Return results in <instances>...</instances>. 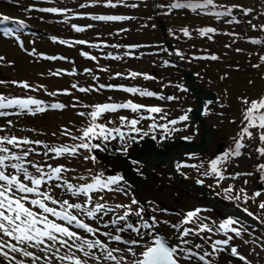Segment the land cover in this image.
Returning <instances> with one entry per match:
<instances>
[{"label":"snow or ice","instance_id":"6c2138e0","mask_svg":"<svg viewBox=\"0 0 264 264\" xmlns=\"http://www.w3.org/2000/svg\"><path fill=\"white\" fill-rule=\"evenodd\" d=\"M110 6L115 7L111 3V0H108ZM210 6H214V0H203L202 3H182L180 0H176L175 3L171 4L173 9H187L190 8L193 11L197 9H207ZM41 11L57 13L62 10L57 8H47L41 9ZM216 17L230 16L231 10L226 9L224 11H216L213 13ZM94 20L98 21H117L128 19L127 17L121 16H95L92 17ZM0 19L4 21L9 20V17L4 16ZM20 27H24L23 21L18 22ZM90 27V26H89ZM256 26L253 25V28ZM75 31H83L84 29L73 25ZM261 30H264V25L261 26ZM184 36H190L191 33L188 28L181 29ZM201 36H207L209 33H215L217 30L212 27L200 28L197 29ZM5 34L10 35L11 30ZM211 39V37H208ZM53 40L56 38L53 37ZM253 43H260V41H252ZM60 43H68L67 41H60ZM77 44H86L87 41H75ZM91 47H99V45H90ZM112 47H118L117 45H112ZM129 48H136L137 46L131 45ZM240 51V49H237ZM33 54H35L33 52ZM177 56L184 58L180 52L175 53ZM81 55L87 57L91 60H96L95 56H90L87 52H82ZM112 59H121L120 56H112L109 54ZM125 55H129L128 52ZM45 59L56 60V59H65L64 57H55V56H46ZM197 59H219L216 55H211L210 57H196ZM261 61H264V56L260 57ZM4 60V57H0V61ZM260 65H253V67H259ZM90 71V70H86ZM69 74H74L69 73ZM53 75H59V72L53 73ZM117 76L121 75L120 73L116 74ZM141 75L140 73L132 72L130 76L135 78ZM145 79H153V77L145 75ZM2 83V82H0ZM12 83L17 84L19 87L24 89H30L31 86L27 82H16ZM72 88H78L76 84L71 86ZM105 87H116L112 85H99L97 89H91L98 91ZM122 87V90L127 93L138 94L141 97H154L158 96L157 93L148 91L146 89H140L138 87ZM181 90L187 91L186 88L177 85ZM34 90V89H33ZM80 92H88L89 88L80 87L78 88ZM64 94H70L66 90ZM51 96L57 95L56 92L49 93ZM159 99H165L163 96H158ZM166 99L174 100L177 97L169 96ZM242 102L247 105L243 112V127L239 133V139L236 140L234 149L225 151L223 154L217 156L215 159L211 160L209 166V172L215 174L219 179H224L219 165L228 162L232 157H239L241 149L245 147L243 140L245 138H252L253 132L250 129H259V140L261 143H264V97H261L259 100L249 101L247 98H242ZM67 105L63 103H51L46 104L45 101L36 99L33 97L27 98H8L3 95H0V117H6L10 115H19L22 113H28L35 115L37 113H43L49 109L52 110H63ZM72 107H76V104H73ZM84 107H90L92 110L90 112H78V115L81 117L87 116L89 118V125L85 128L80 129L81 135L71 136V139L74 141H79L78 143L72 145H60L52 146L46 144L42 141L30 140L28 138H19L15 135H5L0 136V257H3L7 264H25L24 260L17 259L16 255L19 254L22 257L31 258L33 264H36L37 261L41 259L40 255H37L33 251H29L30 248L38 249L41 253L52 252L55 248V252L52 253L53 257L60 261L67 260L69 264H88L89 259L94 260L97 264H104V262H111V264H124L125 257L120 254L122 252H129L134 260L132 264H181V261L188 262V264H194L195 261L202 262V264H212V261L208 259L209 256L214 253L224 251V248L220 246H228L229 241L233 239L232 236H227V239L224 240H215L212 245V252L208 251H196L195 249H203L204 245L202 244H192V241L186 239L189 236H199L201 232H211L212 229L207 224H201L197 229L192 228H183L180 230V225H172L174 229L179 233L177 236V243L172 245L168 240L162 237L160 234L156 233L155 228L157 222L155 217H152V223H149L148 220H145L143 217L144 208L139 207L134 213L131 209V205H117V208L125 207L128 210L125 211L124 215L118 216L115 219L111 220L110 224L115 230L101 232L99 228H94L88 223H85L82 219L79 218V214L90 219H97L99 216L102 220L104 215H107L109 212L114 211V209L108 207L106 204H95L91 203L90 193L94 191H121L125 189L121 185V182L124 180L122 175H114L104 177L103 173L92 177V182L84 185H73L70 182L63 179L62 173L69 171L63 165L53 167L51 164H46L44 162L34 161L29 159L30 155L40 153L36 151L35 148L31 147L32 145L42 146L44 149L43 155L45 157L53 158L49 154H53L55 158H59L64 155L77 156L80 154V150H85L89 153L88 156L84 158L91 159L96 161V156L93 154L94 150L105 151L108 148V142L119 137V140L122 144V150L125 154L127 153L128 148L131 146V142L136 141L135 136L128 135L127 140L129 143L124 144L126 139V134L121 130V128H108L105 124L97 123L100 117L106 113L116 112L120 109H130L132 113H142L147 112L149 116L140 115L139 119L133 118L129 120L127 117L121 116V124L129 127L132 132L137 134L141 133V129L137 127L141 120L152 119L154 122L149 126L151 129H156L160 127L165 130L167 135L170 131H178L179 129H169L168 124L176 125L183 121H188L190 119L188 110L184 115H181L178 119H173L168 121L166 124L157 125L155 123L156 117L151 114H160L164 112V109L158 106H146L138 103H134L129 100L124 103H104L96 105H84ZM19 109L18 112H8L4 109ZM207 110V109H206ZM161 119H167V114L165 113L160 117ZM108 123H113L109 121ZM8 125H12V121H8ZM0 131H4L3 128H0ZM115 133L116 135H113ZM64 135H70L68 129H64ZM148 133L144 132L140 138L147 136ZM153 140L156 137L153 135L151 137ZM186 140H190L191 137H184ZM94 140H99L100 143H93ZM257 152L260 155H264V148H257ZM133 164L139 163L138 161H132ZM188 166V165H178ZM203 165H200L202 167ZM34 169L35 171H30ZM259 168L264 170V165H260ZM209 172H205L204 175H208ZM240 174H237V176ZM250 175V174H247ZM264 179V177H262ZM57 182L55 187H63L65 190L70 193L72 196H78L83 194L87 199L84 203H71L69 200H57L53 197L48 189L52 186V182ZM62 181V183H60ZM197 183L202 184L203 181L198 180ZM45 190H41V189ZM230 193L231 188L225 190ZM241 193H244V190L241 189ZM261 195L260 191L254 193V197H259ZM229 199H241V196L237 195L236 197H226ZM244 199L247 200L248 197L244 194ZM53 206H49V203ZM132 204L137 205L139 201L135 198L132 200ZM58 206V207H56ZM259 207L264 209V202H261ZM247 212V209L244 210ZM200 209L195 211H189L186 214L184 220L181 224L192 223L195 220H199ZM131 215L140 217V222L138 225H134L131 222H128V218ZM249 216L253 214L248 212ZM53 217L55 219H51ZM60 221V222H57ZM124 221L125 225L117 227V225ZM62 222V223H61ZM237 219L229 217L219 224V229H222L227 235L229 231L235 233L237 236L240 235V231L236 228H230L231 225L237 223ZM105 228L109 227V224H104ZM74 229L83 230V232L91 234L96 237L94 239H87L84 236H81ZM142 229L144 231H142ZM129 230L131 233H135L137 238L125 239L120 233H128ZM99 235H102L106 240H101ZM9 238L5 240L4 238ZM201 239H204L201 237ZM14 241L15 243H12ZM71 241V243H70ZM79 241V243H77ZM110 242H116L118 244H123L128 247L121 249L119 247L112 248L109 246ZM59 245L61 248H67L69 253L64 255H58L60 248L56 246ZM191 245V247H189ZM132 246H139L142 250L137 253L135 248ZM75 248L76 251L82 253L83 257L86 259H81L80 256H77L75 252L71 250ZM96 251H99L100 255L96 254ZM231 255L239 256L236 247H231ZM45 260L47 264H51V259L45 255ZM239 259L244 260L245 257L239 256Z\"/></svg>","mask_w":264,"mask_h":264},{"label":"rangeland","instance_id":"374dc122","mask_svg":"<svg viewBox=\"0 0 264 264\" xmlns=\"http://www.w3.org/2000/svg\"><path fill=\"white\" fill-rule=\"evenodd\" d=\"M32 0H25L24 2H4L0 0V13L2 16H20L26 18L28 23L31 25L29 29H27L25 35H8V37H4L0 35V57H4V60L0 61V95H3L8 98H27L33 97L36 99H40L45 101V103H50L52 101H80L81 103L86 102L88 99V95L86 92H80L78 88L84 87L91 89H97L94 82L91 80L92 74H69L72 73V65L70 63H63L58 60L49 61L48 59L44 60L41 59L43 52L49 53H66L73 57V64L78 66V69L82 66H89L92 68V73L97 75V79L100 81H106L109 79L115 80H130L132 79L128 72L131 68H137L135 64L132 66H121L116 62H111L109 60L104 59V54H108V49H116L110 47H88L84 44H73L74 42L68 43H56V41L51 42V39L48 37V34L55 33L62 37H69V36H79L74 40H82L83 37L92 36V37H102L107 39L110 43H118L121 42L122 38H126V42H134V41H144V40H152L158 41L159 39L153 37L151 34L157 31V22L153 19V15L160 16L166 18L165 15L169 9H165L162 7H156L155 12L146 5V7H139L136 10L132 9H124V8H116V9H97V8H85V7H69L63 5L71 4L70 1L57 0L52 3L44 2L48 4H52L55 6H61L66 8V13L64 14H45L43 18H41V14L37 12H32L30 9L27 8V3ZM244 1L239 6H236V16L235 19H239V23H234V18L231 20L232 16L229 18H225L226 20L223 21H215V20H207V17L202 16L200 12H189L186 9H180L175 14L176 18L171 20L166 27V32L171 37V41L174 43V47H181L190 48L193 50H198V46L201 45L203 40H198L197 29L201 26L207 28L209 24H213V26L217 27L216 32L218 29L221 31V43L216 45L218 49H223L225 51L227 48V43L229 44V49L236 53V55L228 57V55L224 54V52H220V61L217 63H211V66L217 67L220 73L227 71L229 73L228 77H224V81L226 82H233L237 77L238 78H246L248 73L250 77L251 84L254 88L262 90L264 87V72L262 73L263 76L260 77L259 71L264 69V62H262L259 56L256 54L258 53V46L251 45L247 41H244L243 38L235 39L230 34H225L231 31L243 33V35H253L259 34L261 30V26L264 23V18L261 13L262 9H264V0H242ZM40 4L41 2H36ZM10 6V8H6L5 5ZM250 8L248 13H245L246 8ZM18 11V13H13L12 10ZM116 11V12H130L131 16H138L136 19H125L122 22H114V21H98L94 20L92 17H77L73 14L76 12H85V11ZM170 14L175 12L174 10L169 11ZM127 13V14H128ZM155 18V17H154ZM206 19V20H205ZM133 20V21H132ZM141 20V21H139ZM137 21V22H136ZM145 23V24H144ZM209 23V24H208ZM233 23V24H232ZM73 25L83 28V31L76 32L73 28ZM253 25L256 27L253 28ZM90 26V27H89ZM188 28L190 32L195 34L193 39H188L186 36L183 35L181 29ZM227 31H226V30ZM224 32V33H222ZM38 34L36 39H32L35 35ZM167 34V35H168ZM225 34V35H223ZM91 37V38H92ZM21 38L22 41L26 44L27 49L31 47H35L36 52L33 51L35 54L28 55L27 50H21L17 46V40ZM33 40V41H32ZM205 45V44H204ZM214 46V47H216ZM263 47V45H262ZM240 49V51H237ZM264 51V49H261ZM83 52H90L92 55L95 56L96 60L88 59L87 57L81 55ZM40 52V53H39ZM42 52V53H41ZM226 52H228L226 50ZM113 54V53H110ZM227 57V58H226ZM149 64L147 67L148 69L156 68L157 73L160 75L163 71L166 73H171V69L168 68H161L162 62L156 61L154 62V58L150 57L146 60ZM132 63L134 61L132 60ZM229 63L230 65L236 64L234 66L238 71H236V76L232 75V72L229 71L225 66V64ZM253 65H260L259 67H253ZM252 66V67H251ZM223 67V68H222ZM254 68V69H252ZM252 69V70H251ZM206 72H210V66L206 67ZM123 71V72H120ZM59 72V75H53V73ZM120 73L121 75L117 76L116 74ZM164 73V74H166ZM123 74V75H122ZM13 81L16 82H27L31 88L24 89L19 87L17 84L12 83ZM76 84L78 88H72L71 86ZM230 86V84H227ZM34 89V90H33ZM65 90L70 94H64ZM254 90V89H253ZM95 92H89V94H95V97L102 96L104 97L106 94L110 95V92H103L100 89L98 91L91 90ZM56 92L57 95L51 96L49 93ZM253 91L252 96L254 97ZM86 93V94H85ZM79 94L80 98L77 97ZM78 99V100H77ZM81 99V100H79ZM95 98L94 100H96ZM236 104V100H232ZM14 109V108H13ZM5 110V109H4ZM15 112L18 110L15 108ZM85 112L87 113L86 109H73L69 106L62 111H48L43 113H37L35 115H31L28 113H22L19 115H10L7 117H0V128H3L4 131H0V136L5 135H15L19 138H28L30 140L42 141L46 144L52 146H60L66 144H73V140L71 136H76L75 134L80 133V129L87 123L88 117H81L78 115V112ZM74 116H73V115ZM12 121V125H8V121ZM64 125V129H71L70 135H64L63 132H60L59 128ZM63 128L61 130L64 131ZM75 133V134H74ZM256 145H262L256 138H252L251 141L248 143V151L244 153L242 160L240 162L244 164L240 165H252L253 175L251 176V185H249L246 189L252 197L250 198V203L253 209L259 216L264 215V209L259 207L261 202H264V179L263 187L258 188V182L260 181L257 178L258 173H264V170L259 168L260 165L264 163V155H260L256 150ZM31 147L35 148L37 152L40 154H32L30 155L29 159L39 162H44L46 164H51L53 167L63 165L65 168L69 169L62 173L63 179L70 182V183H78L82 179L89 178L93 175L94 170L96 173H102V167L100 163L96 160L89 162V167H86V161L84 159L85 156L88 155V152H82V154L78 156H69L64 155L59 158H55L53 154H49L53 158L45 157L43 155L44 149L42 146L32 145ZM78 160V167L73 165L74 159ZM89 161V160H88ZM92 167V168H91ZM72 168V169H71ZM71 170H75L72 172ZM30 171H35L34 169L30 168ZM81 171V172H80ZM261 175V174H260ZM57 182L53 181L52 186L48 189L50 194L53 195L54 198L57 200H69L72 203L74 200V196L68 193L65 188L63 187H55ZM62 183V181L60 182ZM43 189V188H42ZM45 190V189H43ZM257 191L261 192L259 197H254V193ZM96 195V194H95ZM79 198V197H77ZM72 199V200H71ZM85 198H79L78 200L82 203V200ZM103 197L100 199L98 195L92 197V203L102 204ZM107 199L115 200L116 197L107 196ZM127 201V199H126ZM134 208V207H133ZM118 213H120L118 211ZM111 215V214H110ZM85 217L80 216V218ZM114 214L104 215L101 218L98 216L97 219L94 220V224H102L104 227L103 221L111 222L113 220ZM137 217V216H136ZM144 217V216H143ZM138 222L140 221V217H137ZM102 221V222H101ZM99 227V226H97ZM119 227V224L117 225ZM102 231H113L115 234L114 228H102L99 227ZM125 239L134 238L132 233H120ZM177 234H179L177 232ZM177 234L175 236H177ZM169 235V234H168ZM242 237V242L236 241L237 251L240 254H244L245 258L251 262V264H264V239L255 231L252 227L247 229V231L240 232ZM8 240L7 237L4 238ZM102 240H106L103 236ZM71 243V241H70ZM79 243V241H77ZM241 243V244H240ZM109 246L112 248H121L124 249L126 246L123 244H118L116 242H110ZM60 248L61 255L65 253H69L67 248H61L59 245L56 246ZM55 249V248H54ZM29 250V249H28ZM136 252L139 253L141 248L138 246L136 247ZM75 252L77 256H80L81 259H86L83 257L82 253L76 251L75 248L71 250ZM229 247L224 248V251H221V257L218 258L219 261L222 258L225 260L224 264H245L241 260H238L236 256L229 254ZM35 253V252H34ZM227 253V256L225 255ZM37 254V253H36ZM42 257L44 253L38 251V254ZM70 254V253H69ZM97 255H100L99 251H96ZM123 256L131 257L132 255L125 251L120 253ZM16 255L17 259L24 260L25 264H33L31 258L22 257L19 254ZM0 259L7 264V261L4 260L3 257ZM60 261V260H59ZM223 261V260H222ZM221 261V262H222ZM61 264H69V262L60 261ZM36 264H43L40 260L36 262ZM88 264H97L93 260L89 259ZM104 264H111L104 262ZM124 264H132L130 259H125Z\"/></svg>","mask_w":264,"mask_h":264},{"label":"flooded vegetation","instance_id":"af4514ba","mask_svg":"<svg viewBox=\"0 0 264 264\" xmlns=\"http://www.w3.org/2000/svg\"><path fill=\"white\" fill-rule=\"evenodd\" d=\"M100 1L92 0L94 6H107V4L103 3H108V0ZM112 1V4L115 6L126 3L130 4L132 2V0ZM136 2L139 5L142 4V1L136 0ZM154 52H156L155 56L158 55L154 60L161 62L167 60L165 54H163L167 52V49L154 50ZM160 52L162 53L160 54ZM139 54L145 59L150 57L144 51H139ZM193 61L192 64L188 63L193 76L191 81L184 79L182 75L183 71L180 67L182 64H180V66H168L172 69L171 73H166L163 76L159 75V78L156 76L154 80L148 79L149 81H146V79L138 77L133 84L127 83V81L114 83L115 85L121 84L123 87H131L133 85L140 89L155 92L158 96L165 97V99H159L158 96L118 98L119 101H125L126 98H129V100L137 103L142 102L164 109L163 113L151 114L156 117L155 123L157 125L166 124L170 120L178 119L191 109V112L188 113L190 116L188 121H183L176 125L168 124L169 129L175 128L179 129L178 131H170L166 135L165 130L160 127L156 129L149 127L154 122L152 119H144L137 125L142 130L141 133L132 132L129 127L121 124L120 117L124 116L131 120L133 118L139 119L141 114L144 116H149V114L147 112L132 113L131 110L109 113L101 122V124H105L108 128H121L126 134L124 144L129 143L127 140L128 135L137 138L136 141L131 142V146L128 148L126 154L120 150L122 144L118 136L116 139L108 142L107 150H97V161L104 168L107 177L122 175L120 169L126 168V164L122 158L123 156H129L126 159L131 163V169L143 179L138 180L136 187L128 185L124 179L121 185L125 190L123 192H115L128 199L129 204L125 203L126 205H131V209H133L132 206L134 205L132 204V200L135 198L139 201L137 208L141 207L140 201H142L144 210L168 217V223H170V220L176 221L180 217H183L189 210L200 209L210 216L221 217L227 215L224 209L230 212L238 209L237 199L226 198L237 196L233 183L229 180L232 177L222 179L227 181L223 182L215 174L209 172V162L219 156L222 150L231 145L232 138L237 131V106L232 101L231 96L223 98L219 94L220 88H218V82L200 71L201 68L196 65L197 60ZM133 71L139 73L136 70ZM151 72L154 75L157 74L155 69H151ZM140 74V77L144 76L143 73ZM177 85L186 88L187 91L181 90ZM190 87L197 88L198 93L201 95L200 101ZM209 91L215 94L214 98L205 97ZM230 91L233 93L234 89ZM169 96L177 97V99H166ZM223 99L225 101L224 104ZM200 102L203 108L198 113L195 110L198 109ZM165 113L167 114V119H161L160 117ZM198 114L199 116H197ZM201 120H203L202 123ZM109 121L113 123H108ZM144 132H147L148 135L143 136L141 139L140 136ZM113 135L116 134L113 133ZM153 135L156 139H151L156 149L163 151L165 149L170 150L169 147H173V145L175 149H171L170 154L161 158L159 157V159L154 154L143 155L142 160L138 161L139 163L133 164L132 161H137L134 158L139 157V151L152 145L151 141L146 138ZM184 137H191V139H183L181 141V138ZM93 143H100V141L94 140ZM181 161H187L190 165L178 167ZM200 165L203 166L200 167ZM171 169H173L177 180L173 178ZM205 172H209V174L204 175ZM198 180L203 181V183H197ZM229 188L232 189L230 193L225 191ZM245 209L246 207H243V205L240 206L242 212H245Z\"/></svg>","mask_w":264,"mask_h":264},{"label":"bare ground","instance_id":"6f19581e","mask_svg":"<svg viewBox=\"0 0 264 264\" xmlns=\"http://www.w3.org/2000/svg\"><path fill=\"white\" fill-rule=\"evenodd\" d=\"M86 237L85 238H87V239H93L94 238V236H92V235H90V234H84ZM126 246V245H125ZM126 247H128V246H126ZM32 251H34L35 253H37L38 254V249H35V248H33V250ZM40 255V254H39ZM56 259V258H55ZM57 260V259H56Z\"/></svg>","mask_w":264,"mask_h":264},{"label":"water","instance_id":"95a60500","mask_svg":"<svg viewBox=\"0 0 264 264\" xmlns=\"http://www.w3.org/2000/svg\"><path fill=\"white\" fill-rule=\"evenodd\" d=\"M161 27H162V25H161ZM162 29H163V27H162ZM187 76H188V75H187ZM187 78L189 79L190 77L188 76ZM126 177H127V180H129V181H130V179H131V178L129 177V175H128V174H127V176H126ZM260 227H261V226H260Z\"/></svg>","mask_w":264,"mask_h":264}]
</instances>
